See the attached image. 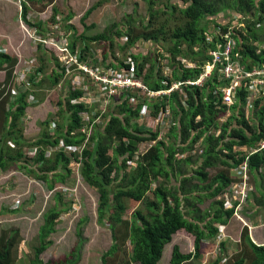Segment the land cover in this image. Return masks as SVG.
Instances as JSON below:
<instances>
[{
	"label": "trees",
	"instance_id": "1",
	"mask_svg": "<svg viewBox=\"0 0 264 264\" xmlns=\"http://www.w3.org/2000/svg\"><path fill=\"white\" fill-rule=\"evenodd\" d=\"M18 1L23 23L40 32L44 29L41 22L35 24L25 19L27 4L38 3L41 11L51 6L53 17L58 12L54 7L56 0ZM144 2L147 16L146 21L142 22L141 34L134 35L135 30L129 27L132 26L129 21L114 32H108L109 35L103 32L89 39L73 37L71 47L76 45V40L82 41V52H85L88 50L84 43L86 40L107 42V51L111 53L107 52L103 63L113 69H117L119 65L131 67L117 59L114 49L127 52L134 59L136 75L152 91L164 90L174 81L197 78L211 59L208 51L214 48L215 41L218 42L217 45H222L221 37L227 33L234 43L233 54H237L245 69L249 68L244 64L245 61L250 59L264 64V48L256 44L264 31V0ZM90 11L88 9L82 19ZM224 11L228 13L221 17L219 14ZM176 12L182 23L172 30L166 31V26L154 25V20L160 19V15L172 18ZM69 28L71 27L68 26L67 29ZM211 28L216 29L217 33L213 34ZM208 37H211V41ZM124 38L126 41L119 42ZM167 38L171 46L163 54L157 53L155 49L148 56L136 53L142 42L150 41L152 47H155ZM36 50L39 55L37 75L27 78L25 82L28 87L21 84L17 88L10 103L7 91L17 61L14 57L0 54V71L5 72V80L0 83V173L7 172L14 165L16 172L33 177L51 191L73 177L71 160L78 163L84 184L94 190L98 197L96 223L108 226L111 232L112 244L100 254L99 264H158L165 246L181 230L193 236V251L184 253L174 245L167 264H186L191 259L198 258L201 244L217 240V227L227 225L232 218L233 211L224 210L217 198L231 184L233 169L246 161V155L238 149L256 146L264 139V106L258 100L252 103L253 115L250 119L246 118V92L243 90L238 91L232 106L226 107L219 104V101L214 105L218 94L215 97L212 93L216 83L215 76L212 75L201 88L184 87V93L177 91L161 101L148 102L153 116L165 105L172 112L174 123L169 127L166 139L159 138L160 130H146L134 123L139 120L142 105L136 109L131 107L130 97L125 94L114 98L105 123L93 126L87 137L79 131L81 127H86L80 116L81 113L90 111L81 102H72L77 101L83 93L79 90L72 91L69 82L65 81L63 91L66 95L59 98L57 112L40 122L41 131L37 137L25 140L22 138L23 120L25 108L29 106L26 97L34 98L36 88L54 89L64 80V69L53 54L40 45ZM177 57L193 62L194 67H185L176 61ZM162 59H166V64L171 69L169 76L159 75L158 63ZM48 65L49 74H44ZM227 108L229 117L218 124V113ZM48 126L53 131L50 132ZM216 130L219 133L214 136L212 132ZM61 140L76 150L66 154L59 148ZM9 142H12L14 148H10ZM151 142L154 143L147 151L140 152L141 144ZM199 147L201 152L193 156V151ZM53 150L55 153L49 157ZM29 153H33V156L27 157L26 154ZM247 166L248 176L255 190L248 202L249 210L253 213L246 215L249 220L260 213V209L264 211V150L249 156ZM213 168H217V171L211 177L209 171ZM61 196L59 193L54 195L61 206L56 204L43 215L32 264H78L80 240L79 245L61 260L49 263L40 257L53 243L50 236L56 232L57 219L68 210L65 207L69 203H62ZM145 201L144 210L138 209L130 219H124L129 209L127 202L141 204ZM206 202H209V208L202 211L199 206ZM81 223L82 221H78V227ZM16 236L17 231L14 229L0 232V264H13L11 251ZM239 240V248L228 257L223 253V242L218 243L216 246L219 254L209 264H219L220 261L223 264H264V245L251 240L246 226L241 228ZM127 244H130L132 250L130 261L125 263L119 260V256L121 249H125Z\"/></svg>",
	"mask_w": 264,
	"mask_h": 264
},
{
	"label": "rangeland",
	"instance_id": "2",
	"mask_svg": "<svg viewBox=\"0 0 264 264\" xmlns=\"http://www.w3.org/2000/svg\"><path fill=\"white\" fill-rule=\"evenodd\" d=\"M175 3L181 2L180 0H175ZM157 5L161 6L160 4ZM27 6L26 14L31 15V17H29L31 20L29 21L35 24L38 22L43 24L44 29L42 30V34L57 36V31L55 29H58L60 32H66L71 42L73 37L78 39L79 36H82L85 39H89L103 32H114L129 21L132 23V26L129 27H135L134 35L141 34L143 29L142 22L146 21L145 17L147 16V8L144 0H56L54 7L58 12L54 17L51 6L43 9V11H41V7L38 3L33 2V4H27ZM88 9H91L90 13L82 19ZM19 12L20 3L18 0H0V45L6 46L9 49V54L15 57L17 62L19 60L17 67H15V74L18 76L21 75V71L19 70L29 61H34L33 66L35 68L39 65V55L36 52L35 44H33L28 35L21 30ZM227 13L228 11H224L218 14L223 17V15L226 16ZM68 17L70 18L67 19ZM228 21H230V18ZM153 23L156 27L160 25L166 26L167 31L172 30L176 25H180L182 22L180 20V15L176 12L172 18H166L165 15H160V19L154 20ZM22 24L26 28V24H24L23 21ZM68 26L71 28L67 29ZM236 26H238V24ZM210 30L213 34H215V32L217 33V30L214 28ZM240 30L241 29H237V31ZM144 31L147 32L149 30ZM109 34L110 33H108V35ZM122 40L124 41V39H120L119 42H122ZM84 43L88 47V50L85 51L86 56L91 59L93 63H97V59L99 58L104 59L107 52L111 53V51H107L109 49L107 42L86 40ZM262 43H264V31L260 34L256 42L257 45ZM76 45H78L79 48L82 47L77 40ZM170 46L171 44L168 38L165 42L157 43L155 47H152L150 41L142 42L136 53H144L145 56H148V53H152L155 49L157 53L163 54ZM46 50L51 52L59 62V55L54 48ZM114 53L119 61L129 55L126 54L127 52L119 51L117 48L114 49ZM109 64L108 61V65ZM148 67L149 64L146 65V69H148ZM158 67L160 68V76H168L171 74V69L167 66L166 59H162L158 63ZM49 71L50 65L44 70V74H49ZM42 78L45 79L43 75ZM73 80H75V78L67 79L66 81L72 82ZM25 84L26 87H28L27 82H25ZM63 90L64 83L60 90L56 88L48 90L44 87L39 90L36 88L34 98L29 99L27 97V102H31L32 105L31 108L25 109V119L23 120L24 128L22 132L23 139L29 140L38 136L41 131L40 122L45 120L49 115L57 112V102L59 98L66 95ZM11 91L10 89L9 92ZM108 107L106 113L100 115L99 120H107V113L110 107L113 106L109 105ZM93 112L94 114L99 113L97 107H94ZM250 112L251 111H249L248 114L245 113L248 119L253 115V112ZM229 115L230 113H228L227 110L218 113V124L226 120ZM55 119L58 121L56 114ZM197 119H199V117ZM137 124L145 127L146 121L138 120ZM47 129L50 130V132L53 131V128H50V126H48ZM162 133V138H165L168 129ZM9 143L10 148H14L12 142ZM63 150L64 149H62V151ZM199 150L200 147L193 151L195 153L193 156L198 155V153H200ZM242 150H244V148ZM64 151L69 155V151ZM54 153L55 150L50 151L49 157ZM26 156L31 157L33 153L26 154ZM70 165L74 172L73 177L70 178L66 184L61 185V187L63 190L68 189L71 190V192H59V194L62 195V203H69V206L65 207L68 208V210L62 213L57 219L56 232L50 236V240H52L53 243L40 255V257L43 261L49 263L61 260L65 255L69 254L75 246L79 245L78 240H80L81 247L79 250L80 255L78 264H99L100 254L104 250H108L112 244L111 232L108 226L103 227L96 223L95 208L98 200L97 194L84 184L78 173L79 165H77L73 159ZM216 171L217 168L210 169L209 175L212 177ZM231 176L235 177L233 174H231ZM248 184L250 191L254 193L251 180ZM49 192L50 191L47 190L44 184L38 182L33 177H28L24 173L16 172L14 165H11L7 172L0 173V232L2 230L11 229L17 231L15 244L11 251L13 264H32L34 248L38 246L37 233L43 222V215L56 204L61 206V203H58L54 195H51ZM146 201L141 204L127 202L129 209H127L124 219H130L133 212L138 209L144 210ZM199 207L204 211L209 208V202ZM248 211H250V215H253L251 210ZM245 216L246 215H244V217ZM78 221H82L79 227ZM251 221H254V223ZM251 221L247 222L250 226L249 232L251 238L257 244H263L264 223L259 226V221L264 222V211L260 209V213L258 212ZM240 222L232 217L227 225L220 226L217 240L202 243L200 247V256L191 259L190 262L186 264H209L213 262L219 254V248L216 245L218 243L220 244L221 241L224 245L223 253L226 254L227 257L229 254L235 253L239 248L238 241H240V232L243 225ZM78 232L80 234L79 237ZM193 243L194 238L192 235L183 230L178 231L173 235L172 241L165 246L158 264L168 263L171 249L174 245H177L182 252L186 253L193 251ZM131 250L130 244H127L125 249H121L119 260H123L125 263L129 262ZM222 258L223 257L220 259L223 260ZM220 262L218 263L223 264ZM131 264L136 263L132 262Z\"/></svg>",
	"mask_w": 264,
	"mask_h": 264
},
{
	"label": "built area",
	"instance_id": "3",
	"mask_svg": "<svg viewBox=\"0 0 264 264\" xmlns=\"http://www.w3.org/2000/svg\"><path fill=\"white\" fill-rule=\"evenodd\" d=\"M29 17H31V15L26 14L25 19L27 21L31 20ZM19 23L22 28L21 30L28 35L35 46L40 45L45 49L54 48L58 53L60 65L64 69V80L55 87L56 89L60 90L67 79L75 78L72 82L69 81L70 89L72 91L79 90L83 94L77 101L72 102H81L84 108L90 111L81 113L82 115L80 116L82 122L86 124V127H81L79 131L85 133L87 137L93 126H102V124L105 123V121L99 120V117L101 114L104 115L106 113L108 106L112 105L114 98L125 94L126 97H130L129 103L131 107L136 109L142 105L139 113V120L146 121V126L144 128L150 131L160 130L159 138H162V132L169 129L174 123L172 112L169 106L165 105L164 107H160L157 114L153 116L149 103L153 100L161 101L174 92H182L184 87L201 88L212 75H214L216 79L215 90H213L212 93L215 97L218 94V98L214 101V105L219 101V104L226 107L232 106L236 101L238 91L243 90L246 92V105L244 108L246 113L252 111V103L257 100L264 106V64L259 63V65L245 69L237 54H233L234 43L230 39L228 33L222 35V45H217L218 42L216 43L215 41L214 48L208 51V55L211 59L204 65L203 71L197 78L174 81L164 90L152 91L145 87L142 79L136 75L135 63L131 55H127L120 60L126 65L130 64V68L119 65L117 69H113L104 65V59L102 58L97 59V63H93L92 60L86 56V53L82 52L83 45L81 48H79L78 45L71 47L68 34L58 35L56 33L57 36H53L52 34L44 35L41 34L38 29H33L27 25L25 28L21 18L19 19ZM55 30L58 31V29ZM218 39H220V37H218ZM124 41H126V38H124ZM209 41H211V37H209ZM0 54L8 55L7 48L0 46ZM176 61L180 62L185 67H191L186 59L177 57ZM33 62V60L29 61L19 70L21 71L20 76L15 74V67H17V64L14 67L12 71L14 77L13 87L10 92L12 97L16 95L17 88L21 86L25 78H31L37 75L36 70L38 65L36 64L37 66L35 68ZM129 93L132 95H127ZM184 97H186L185 94ZM28 98L31 99L33 97L28 96ZM94 107H97L98 114H94ZM228 109L229 108H227V111ZM137 122L138 120L134 121V123ZM218 133V130L214 131V136H217ZM153 143L154 142L141 144L139 147L140 152L147 151ZM144 146H146V148H144ZM59 148L69 152L76 150V148L64 144L62 140L60 141ZM240 148H244V150ZM240 148L238 151L246 155V161L244 160L236 169H233L232 174L235 175V177H233L229 187L222 191L217 201L222 204L224 210L233 211L232 217L235 218L236 221H241L240 223L243 224L242 227L246 226L249 229L250 226L247 224L249 221L248 217H244V215H250V211H248L250 209L248 202L251 191L248 184L250 177L248 176L247 159L249 156L264 150V139L259 141L256 146ZM181 156L183 157L184 155ZM76 164L79 165L78 163ZM60 191H68L67 193L71 192V190H63L61 185H57L49 193L55 195ZM263 223L264 222L259 221V226ZM217 228L220 231V227Z\"/></svg>",
	"mask_w": 264,
	"mask_h": 264
},
{
	"label": "crops",
	"instance_id": "4",
	"mask_svg": "<svg viewBox=\"0 0 264 264\" xmlns=\"http://www.w3.org/2000/svg\"><path fill=\"white\" fill-rule=\"evenodd\" d=\"M132 28H134L135 29V27H132ZM40 32V31H39ZM41 34L43 33V32H40ZM58 35H60V34H66V32H60V31H57L56 32ZM79 43H80V45H84L83 44V42L82 41H79ZM264 43H262V44H260V46L261 47H263L264 48ZM0 46H2V45H0ZM2 47H5V48H7L6 46H2ZM37 47V46H36ZM7 50H8V56L9 57H13V56H11L10 54H9V49L7 48ZM144 54V53H143ZM5 55V54H4ZM145 56V55H144ZM15 58V57H14ZM57 59V58H56ZM160 60V59H159ZM17 61V60H16ZM188 63H189V65L192 67L193 66V62H191V61H189L188 60ZM16 64H17V62H16ZM246 66H249V67H254V66H256V65H259V62H254V61H252L251 59L250 60H247V61H245V63H244ZM16 66V65H15ZM14 66V67H15ZM187 68H189V67H187ZM13 70H14V68H13ZM12 70V71H13ZM169 76V75H168ZM11 77H12V79H11V82L9 83V87H8V92H9V90L13 87V80H14V77H13V75H11ZM4 80H5V72L4 71H0V83H3L4 82ZM27 80V78H25V81ZM24 81V82H25ZM22 83V84H24V85H26L25 83ZM222 85V84H221ZM28 97V96H27ZM26 97V98H27ZM14 99V97H12V95H10V92H9V103L12 101ZM26 101H27V99H26ZM35 102V101H34ZM28 103V107L27 108H25V109H29V108H31V105H32V103L31 102H27ZM246 113V112H245ZM248 114V113H247ZM213 133V135H214V132H212ZM9 145H10V143H9ZM180 157H182L181 155H180ZM231 179L233 180V177L231 176ZM252 190H254V186L252 187ZM254 193H255V190H254ZM253 192H251V196H252V194H254ZM252 219H249V221H251ZM252 223H254V221H251ZM250 238H251V236H250ZM251 240L254 242V243H256L252 238H251ZM257 244V243H256ZM264 244V243H263Z\"/></svg>",
	"mask_w": 264,
	"mask_h": 264
}]
</instances>
